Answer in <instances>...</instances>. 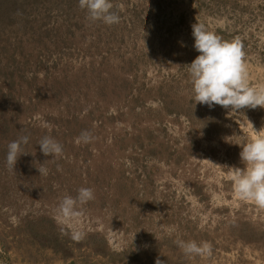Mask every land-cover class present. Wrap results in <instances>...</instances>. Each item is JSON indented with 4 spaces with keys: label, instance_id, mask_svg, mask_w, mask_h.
<instances>
[{
    "label": "rangeland",
    "instance_id": "374dc122",
    "mask_svg": "<svg viewBox=\"0 0 264 264\" xmlns=\"http://www.w3.org/2000/svg\"><path fill=\"white\" fill-rule=\"evenodd\" d=\"M111 2L114 25L78 0H0V264H264V209L229 174L264 108L195 105L185 68L198 20L238 37L249 84L264 83V0ZM25 135L9 171L8 145ZM46 135L62 155L42 153ZM81 187L95 199L77 242L56 209ZM177 240L211 252L187 257Z\"/></svg>",
    "mask_w": 264,
    "mask_h": 264
},
{
    "label": "clouds",
    "instance_id": "9594fccd",
    "mask_svg": "<svg viewBox=\"0 0 264 264\" xmlns=\"http://www.w3.org/2000/svg\"><path fill=\"white\" fill-rule=\"evenodd\" d=\"M78 3L82 10H86L87 18L93 22L101 21L107 25L120 23L121 18L113 11L111 0H78ZM191 27L194 48L199 55L185 68L190 76L195 105L203 104L209 108L219 105L230 110L229 115L244 108H264V83L249 84L241 40L238 37L231 41L224 40L198 20ZM36 119L39 120L40 117L37 116ZM40 126L51 128L46 121H41ZM92 139L91 134L85 131L76 138V143H90ZM28 142L29 137L25 135L9 143L6 156L9 171H14L18 157L23 152L22 145H27ZM38 145L46 157L55 158L63 153V146L48 135ZM240 146V159L245 167L230 168L234 193L242 200L252 201L258 208L264 209V128L255 130V135ZM46 163L47 161L38 167L41 175L48 173V169L44 167ZM94 199L93 189L81 187L75 197L65 195L56 209L58 222L72 228L71 238L74 241L79 242L85 238L86 233L75 225L80 224L85 216L84 206ZM175 243L187 257L211 252V244L207 241L198 243L195 240H177ZM155 264L164 262L158 257Z\"/></svg>",
    "mask_w": 264,
    "mask_h": 264
}]
</instances>
